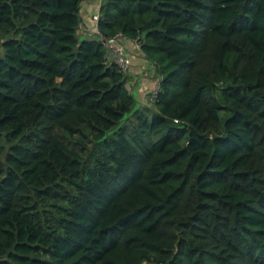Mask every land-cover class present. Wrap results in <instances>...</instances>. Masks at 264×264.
I'll use <instances>...</instances> for the list:
<instances>
[{"label":"trees","instance_id":"trees-1","mask_svg":"<svg viewBox=\"0 0 264 264\" xmlns=\"http://www.w3.org/2000/svg\"><path fill=\"white\" fill-rule=\"evenodd\" d=\"M82 2L0 0V264H264V0Z\"/></svg>","mask_w":264,"mask_h":264},{"label":"crops","instance_id":"crops-1","mask_svg":"<svg viewBox=\"0 0 264 264\" xmlns=\"http://www.w3.org/2000/svg\"><path fill=\"white\" fill-rule=\"evenodd\" d=\"M101 1L102 0H83L81 6L82 21L79 29L82 34L91 36L97 33V23H94L90 16L98 12ZM126 43V52H128L133 61V65L130 71H128L127 84L131 90H137V101L140 100L142 103L148 104L149 93L153 90L151 87L153 88L156 79H160V76L157 71L153 69V65L150 60L147 59L141 46H138L133 40H128ZM141 68L144 69V71L136 73L137 70L140 72ZM134 80L135 84H133L132 87L129 82Z\"/></svg>","mask_w":264,"mask_h":264},{"label":"built area","instance_id":"built-area-1","mask_svg":"<svg viewBox=\"0 0 264 264\" xmlns=\"http://www.w3.org/2000/svg\"><path fill=\"white\" fill-rule=\"evenodd\" d=\"M99 16H100V11L94 13L93 15L94 21L96 23L97 20L99 19ZM97 34H98V30H97ZM128 40H133V39H129L122 33H117L111 37L105 38V42L108 48L109 59L116 61L123 70H127V71H129L128 67L132 62L130 55L128 54V52H126V44H127L126 41ZM133 41L136 42V44L139 46L137 40H133ZM159 86H160V81H158L155 88H153V94H155ZM151 99H154V95L153 98L151 97Z\"/></svg>","mask_w":264,"mask_h":264},{"label":"rangeland","instance_id":"rangeland-1","mask_svg":"<svg viewBox=\"0 0 264 264\" xmlns=\"http://www.w3.org/2000/svg\"><path fill=\"white\" fill-rule=\"evenodd\" d=\"M93 15L94 14H92L90 17H91V20L94 22V23H96L95 21H94V18H93ZM80 27L81 26H79V29H80ZM78 29V36H79V38L80 39H83V38H85V37H89V36H86V35H84V34H82L81 33V31ZM131 60H132V58H131ZM133 62V61H132ZM132 62L130 63V67H128V69H129V71H130V68L132 67ZM153 67V66H152ZM154 69V68H153ZM144 71V69H140V72H139V70H137L136 71V73H141V72H143ZM158 81H159V79L157 80L156 79V81H155V83H154V85H153V88H155V86H156V84L158 83ZM130 83V86H132L133 87V84H135V80L134 81H132V82H129ZM152 87H151V89H153ZM133 91V93L136 95V97H138V93H137V90L136 89H134V90H132ZM151 97L153 98V90H151L150 91V93H149V99H148V101H149V103L147 104V103H142L140 100H138V101H136V108H141L142 110H144V111H146L149 115H152V113H153V111H154V106L152 105V102H151ZM127 116H129V114H126L125 115V117H127ZM125 117H124V119L123 120H125Z\"/></svg>","mask_w":264,"mask_h":264}]
</instances>
